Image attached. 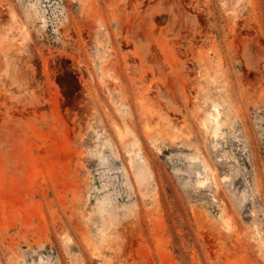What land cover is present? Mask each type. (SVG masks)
Masks as SVG:
<instances>
[{
	"label": "rangeland",
	"instance_id": "1",
	"mask_svg": "<svg viewBox=\"0 0 264 264\" xmlns=\"http://www.w3.org/2000/svg\"><path fill=\"white\" fill-rule=\"evenodd\" d=\"M0 264H264V0H0Z\"/></svg>",
	"mask_w": 264,
	"mask_h": 264
}]
</instances>
